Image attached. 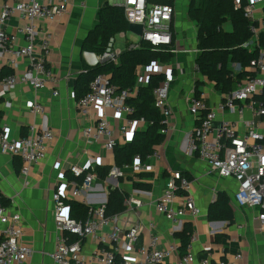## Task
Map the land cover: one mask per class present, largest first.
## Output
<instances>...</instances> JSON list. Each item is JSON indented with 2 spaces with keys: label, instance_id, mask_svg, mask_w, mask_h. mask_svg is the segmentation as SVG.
<instances>
[{
  "label": "crops",
  "instance_id": "1",
  "mask_svg": "<svg viewBox=\"0 0 264 264\" xmlns=\"http://www.w3.org/2000/svg\"><path fill=\"white\" fill-rule=\"evenodd\" d=\"M68 2V10L59 20L38 23L51 35L49 66L54 73L53 80L41 89L21 83L5 97H0V132L9 139L18 140L29 136L34 129L53 133V137L46 140V157L33 164L27 175L22 174L20 157L0 152V191L7 202L5 205L22 215L25 232L23 242L32 249V255L25 264H56L52 257L59 238L54 221L55 191L66 190V202L69 207L71 201H78L89 207H100L106 205L108 193L116 188L128 193L129 199L136 198L140 201V204L136 205L128 203L129 199L127 200V209L119 214V223H141L146 227L135 248L129 251L128 256L132 260H140L143 257L137 250L148 245L151 237L156 235L159 238L156 246L159 250L175 247L167 256L166 264H178L183 256L179 251L181 240L176 233L183 231L186 224H190L194 228L189 245V253L193 258L188 264H202L204 260H208V264H217L219 261L232 259L237 254L244 256L245 264H264V230L260 229V221L253 209L240 208L234 203L233 195L238 188L237 181L212 172L194 148V129L200 120L189 111L191 97L204 96L209 105L218 108L225 94L216 88L214 81L203 76L197 69V31L188 16L191 0L174 1L176 13L170 25L174 37V58L170 64H165L168 75L173 79L169 89V104L173 114L164 121V126H169L167 134L163 133L164 141L156 146L147 161L154 167V171L149 172L147 177L133 172L132 166H117L115 149H106L103 139L90 140L82 134L85 128L96 125L101 119H106L109 127L118 131L127 123L126 115L119 114L112 108L101 107H90L89 112L84 113L74 94L76 80L87 65L83 43L88 33L99 23L100 9L106 3L121 5V0ZM248 2L249 0H243V5ZM4 3L5 0H0V12ZM248 20L253 22L255 30L247 46L252 48L257 45L260 48L259 35L264 34V0L257 4L254 17ZM182 21H185V26L193 29L190 37L185 36L189 42H183L178 34L184 27ZM26 23L27 19L15 13L6 26L8 31L18 35V46L24 44V37L19 33V29ZM223 27L227 32L234 28L230 20H227ZM128 33L135 35L128 29L112 36L114 48L118 35L126 39L118 49L115 48L120 55L129 49L132 41L139 40V35H135L138 40H134L133 36L128 37ZM177 37L180 38L177 40ZM189 49L191 53L187 51ZM1 61V70L13 72L8 58ZM229 66L234 73L242 71L240 63L234 62ZM141 67L139 66L138 70ZM25 68L26 61L20 60L15 71L23 73ZM245 69L250 72L247 77L249 78L252 73L250 64ZM137 73L138 77L144 80L143 85H147L150 78L148 80L144 72ZM194 77L207 84L196 87ZM55 91H58V95H54ZM35 102L44 106L43 113L32 111L31 106ZM134 118L138 122L130 126L134 133L147 129L146 120L140 122V118ZM225 122L233 123L241 135L250 127L264 130V117L256 115L250 109H246L244 114L219 110L213 123L214 134ZM133 136L116 132L113 135L115 147L131 142ZM72 165H77L85 171H93L95 174V180L90 187L82 188L77 196H72V188L76 183L80 185L83 179L73 175L70 170ZM116 166L121 171L117 176L112 173ZM176 171L190 182V189L189 192L179 190L174 200L175 206L182 207L185 196L191 195L201 210L199 215L188 212L178 224L172 223L157 210V204L165 193L167 183ZM219 193L230 199L234 215L232 221L209 219L210 205ZM85 219L86 217L78 220ZM151 225L154 226L153 229ZM109 232L110 227H105L99 236H105ZM218 235L221 239L216 240ZM69 238L71 241L78 239L74 235ZM79 241L85 257L83 264H98L92 261L94 254L102 247L98 235L86 236ZM121 256L119 254V258Z\"/></svg>",
  "mask_w": 264,
  "mask_h": 264
},
{
  "label": "built area",
  "instance_id": "2",
  "mask_svg": "<svg viewBox=\"0 0 264 264\" xmlns=\"http://www.w3.org/2000/svg\"><path fill=\"white\" fill-rule=\"evenodd\" d=\"M261 1L249 0L243 5V0H234V3L236 7H243L247 19H252L256 6ZM68 4V0H5L0 12V97H5L21 83L41 89L53 80L54 73L49 66L51 35L38 23L59 20L67 12ZM121 5L125 7L129 23L143 25V34L138 36V41H132L129 48L138 49L143 44H149L154 48L171 47L173 50L174 37L170 25L176 13L174 3L121 0ZM15 13L27 19V23L19 29V33L24 37L22 46L17 45L18 35L6 29ZM7 58L13 72L3 75L1 59ZM84 58L89 66L109 61L118 63L120 53L114 48V37L110 38L104 53L99 55L86 51ZM20 60L26 61L23 73L15 71ZM250 69L253 75L239 83L234 91L226 94L218 108L209 105L204 96L194 95L190 99L189 111L200 120L194 129V148L200 159L220 177H231L237 181L238 188L233 195L234 203L240 208L253 209L260 221V229L264 230V130L250 127L241 135L231 122H225L215 134L213 130L219 110L244 114L246 109H250L256 115L264 117V46L260 48L258 57L251 60ZM138 71L139 74L144 72L148 80L153 75H165V80L161 81L153 92L155 105L161 111L163 122H166L173 114L169 104V89L173 79L168 75V69L165 64L156 61L150 66H142ZM143 82L144 80L138 77L133 88L118 89L110 82L108 75L100 74L90 83V91L79 99L78 105L84 113H88L90 107H101L112 108L117 113L126 115L127 123L118 131L131 137L135 133L130 126L138 122L134 118L135 108L128 104V100L138 94ZM54 95H58V91H55ZM31 109L35 113L44 112V106L37 102L32 104ZM139 121L144 122L145 119L140 118ZM118 131L112 130L106 119H101L96 125L85 128L82 134L90 140L103 139L106 149L112 150L116 146L113 135ZM161 131L167 134L169 126L165 125ZM52 137V131L39 132L34 129L29 136L11 140L0 132V152L20 157L22 174L27 175L33 164L46 157V140ZM149 159L150 155L145 161L136 157V162L132 165L133 172L154 171L153 165L147 162ZM70 170L74 176L83 179L80 185L76 183L72 188V196H77L82 188L90 187L95 180V174L77 165L70 166ZM112 173L116 176L121 174L120 168L116 166ZM180 189L189 192L190 182L176 171L157 204V210L174 224H178L188 212L193 215L201 213L191 195L185 196L182 207L175 206L174 200ZM66 197V190H57L53 194L54 221L59 232L58 242L52 254L56 264H83L85 257L81 252L79 239L90 235H98L99 242L102 243L100 251L92 257V261L98 264H166L167 256L175 250V247L159 250L156 247L159 238L155 235L151 237L148 245L137 250L143 257L140 260H132L128 256L129 251L135 248L146 228L143 224L121 225L119 214L107 215L105 205L91 207L85 220L75 219L70 215ZM128 203L139 205L140 201L132 198ZM105 227H110V232L99 236ZM151 228L154 226L151 225ZM24 233L22 215L5 205L0 191V264H25L28 261L32 249L23 242ZM71 235L77 236L78 239L71 241ZM119 254L122 255L120 258ZM192 258L191 253H188L178 264H188ZM208 263V260L202 261V264ZM217 264H245L244 256L237 254L232 259L219 261Z\"/></svg>",
  "mask_w": 264,
  "mask_h": 264
},
{
  "label": "trees",
  "instance_id": "3",
  "mask_svg": "<svg viewBox=\"0 0 264 264\" xmlns=\"http://www.w3.org/2000/svg\"><path fill=\"white\" fill-rule=\"evenodd\" d=\"M163 3H174L173 0H154ZM188 16L196 26V38L198 54L195 60L198 71L214 81L216 88L223 94L234 91L241 81L249 76L245 68L251 60L257 58L259 49L264 46V34L259 35L260 48L256 45L252 48L247 43L253 38V22L244 15L243 7H236L233 0H191ZM99 23L88 33L83 43V50L102 54L108 45L110 38L129 29L126 18V10L123 5L106 3L99 12ZM230 20L233 30H224V23ZM174 58L171 47L154 48L149 44L135 49L129 48L120 55V61L103 62L96 66L85 65L79 74L74 94L77 100L90 91V83L100 74L109 76L110 82L118 89L133 88L138 80V67L150 66L153 62L170 64ZM240 63L242 71L234 73L230 69L231 63ZM2 74L9 72L2 69ZM252 75V73H251ZM165 80V75H153L147 85H142L135 97L128 100V104L135 108L134 117L144 118L148 124L146 130L136 131L132 141L115 147L117 166H132L136 157L143 161L154 153L157 145L164 141L161 111L155 105L154 88ZM198 95V93H197ZM142 176H149V172H141ZM129 194L116 188L108 193V201L105 205L107 215L120 214L127 209ZM4 203H7L4 201ZM71 216L84 219L88 216L91 207L71 201ZM233 206L229 197L219 193L209 208L210 220L232 221ZM194 228L186 224L183 231L176 233L180 238V255L189 253L191 237ZM221 239L216 236V240ZM75 240V239H74Z\"/></svg>",
  "mask_w": 264,
  "mask_h": 264
},
{
  "label": "rangeland",
  "instance_id": "4",
  "mask_svg": "<svg viewBox=\"0 0 264 264\" xmlns=\"http://www.w3.org/2000/svg\"><path fill=\"white\" fill-rule=\"evenodd\" d=\"M181 24H182L184 27L181 28V30H182V31L180 30L181 32L178 31V34H179V36L181 37V39H182L183 42H184V41H188V42H189L188 38L186 39L185 36L189 35V37H190L193 29H191L190 26H185V21H182ZM130 36H133V39H134V40H138V38H137L135 35H132V33H128V37H130ZM180 37H177V40H178V38H180ZM175 38H176V37H175ZM125 40H126L125 37H122L121 35H118V36L116 37L115 48L118 49V48L122 45V43L125 42ZM175 42H176V41H175ZM187 51L190 52L191 49H189V50H187ZM190 53H191V52H190ZM194 79H195L194 85H195L196 87L201 86V85H204V84H207V82L201 81V80H199V78H198V80H197V77H196V78L194 77ZM194 79H193V81H194ZM196 92H198V91L196 90Z\"/></svg>",
  "mask_w": 264,
  "mask_h": 264
},
{
  "label": "water",
  "instance_id": "5",
  "mask_svg": "<svg viewBox=\"0 0 264 264\" xmlns=\"http://www.w3.org/2000/svg\"><path fill=\"white\" fill-rule=\"evenodd\" d=\"M129 30L134 34L141 36L143 34V25L130 23Z\"/></svg>",
  "mask_w": 264,
  "mask_h": 264
}]
</instances>
